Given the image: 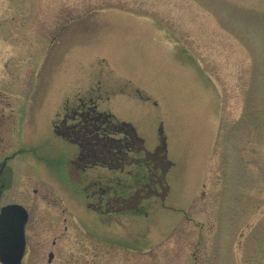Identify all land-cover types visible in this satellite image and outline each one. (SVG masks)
<instances>
[{"label":"rangeland","instance_id":"1","mask_svg":"<svg viewBox=\"0 0 264 264\" xmlns=\"http://www.w3.org/2000/svg\"><path fill=\"white\" fill-rule=\"evenodd\" d=\"M79 97L169 158L165 199L75 166L53 123ZM0 110L22 264H264V0H0Z\"/></svg>","mask_w":264,"mask_h":264},{"label":"trees","instance_id":"2","mask_svg":"<svg viewBox=\"0 0 264 264\" xmlns=\"http://www.w3.org/2000/svg\"><path fill=\"white\" fill-rule=\"evenodd\" d=\"M85 105L87 106H81L76 113H72L73 109L66 106L63 118L55 122L59 134L78 145L79 152L73 161L75 166L84 169L101 165L118 169L134 162L147 171L144 176L151 185L148 195L159 194L165 197L169 189L166 173L172 162L165 154L160 156L159 150L148 151L144 139L138 135L132 124L116 119L110 112L99 111L95 101H86ZM139 177L136 176L134 182L137 183ZM137 184L140 186V182ZM155 184L160 185V189L153 187ZM139 199L140 193L136 191L121 208L130 211L134 209V213H141L143 208L137 205Z\"/></svg>","mask_w":264,"mask_h":264},{"label":"water","instance_id":"3","mask_svg":"<svg viewBox=\"0 0 264 264\" xmlns=\"http://www.w3.org/2000/svg\"><path fill=\"white\" fill-rule=\"evenodd\" d=\"M3 168L0 167V175ZM0 186V195L2 192ZM28 221L27 209L19 203L3 206L0 211V262L22 264L26 251L25 227ZM49 259L53 258L50 253Z\"/></svg>","mask_w":264,"mask_h":264},{"label":"flooded vegetation","instance_id":"4","mask_svg":"<svg viewBox=\"0 0 264 264\" xmlns=\"http://www.w3.org/2000/svg\"><path fill=\"white\" fill-rule=\"evenodd\" d=\"M88 101L94 102V98L90 97ZM85 104H86V101L83 100L82 102H80V105H78L77 108H74L73 110H71V112L76 113L81 106H87ZM3 123H4V113L2 112L0 115V129L3 127ZM9 181H10V175L8 173L7 167L4 166L3 171L0 175V186L3 188V192H5L8 189Z\"/></svg>","mask_w":264,"mask_h":264}]
</instances>
